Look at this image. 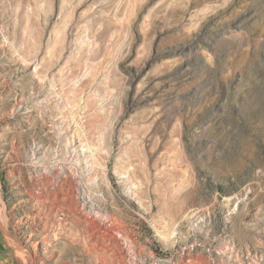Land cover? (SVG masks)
I'll list each match as a JSON object with an SVG mask.
<instances>
[{"label":"rangeland","instance_id":"1","mask_svg":"<svg viewBox=\"0 0 264 264\" xmlns=\"http://www.w3.org/2000/svg\"><path fill=\"white\" fill-rule=\"evenodd\" d=\"M0 264H264V0H0Z\"/></svg>","mask_w":264,"mask_h":264},{"label":"bare ground","instance_id":"2","mask_svg":"<svg viewBox=\"0 0 264 264\" xmlns=\"http://www.w3.org/2000/svg\"><path fill=\"white\" fill-rule=\"evenodd\" d=\"M55 226V225H54ZM31 260V259H30Z\"/></svg>","mask_w":264,"mask_h":264}]
</instances>
